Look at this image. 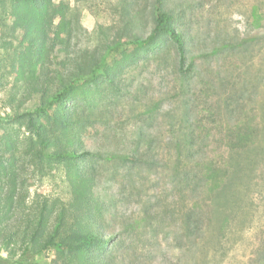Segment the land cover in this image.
<instances>
[{
    "label": "rangeland",
    "instance_id": "374dc122",
    "mask_svg": "<svg viewBox=\"0 0 264 264\" xmlns=\"http://www.w3.org/2000/svg\"><path fill=\"white\" fill-rule=\"evenodd\" d=\"M66 1L76 44L110 35L121 0ZM184 7L193 68L178 70L172 46L144 50L93 112L105 121L93 127L98 143L112 152L97 166L98 192L122 239L117 264H264V0ZM8 112L0 102V117ZM44 185L68 193L60 169ZM34 262L63 264L52 252Z\"/></svg>",
    "mask_w": 264,
    "mask_h": 264
},
{
    "label": "trees",
    "instance_id": "16d2710c",
    "mask_svg": "<svg viewBox=\"0 0 264 264\" xmlns=\"http://www.w3.org/2000/svg\"><path fill=\"white\" fill-rule=\"evenodd\" d=\"M117 8L110 35L87 47L74 41L68 1L0 0V102L9 111L0 117V264H37L46 252L63 264H117L122 239L98 192L97 166L112 152L98 143L94 109L125 85L144 50L172 46L179 71L194 66L185 67L193 40L184 0H121ZM57 169L66 197L44 185Z\"/></svg>",
    "mask_w": 264,
    "mask_h": 264
}]
</instances>
